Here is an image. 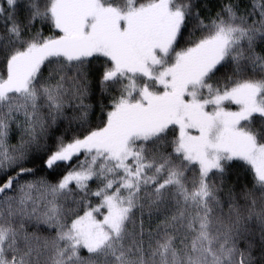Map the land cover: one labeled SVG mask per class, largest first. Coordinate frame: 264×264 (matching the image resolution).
Instances as JSON below:
<instances>
[{
  "label": "snow or ice",
  "instance_id": "1",
  "mask_svg": "<svg viewBox=\"0 0 264 264\" xmlns=\"http://www.w3.org/2000/svg\"><path fill=\"white\" fill-rule=\"evenodd\" d=\"M0 264H264V0H0Z\"/></svg>",
  "mask_w": 264,
  "mask_h": 264
}]
</instances>
